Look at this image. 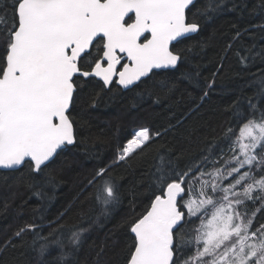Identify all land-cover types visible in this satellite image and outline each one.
<instances>
[{"label":"snow or ice","instance_id":"obj_1","mask_svg":"<svg viewBox=\"0 0 264 264\" xmlns=\"http://www.w3.org/2000/svg\"><path fill=\"white\" fill-rule=\"evenodd\" d=\"M197 3L0 0V169H27L36 174L29 177L35 181L75 145L70 110L85 85L102 92L112 91L113 84L123 89L143 84L151 94L148 80L176 69L192 50L177 46L200 31L205 13L192 11ZM237 55L245 66L249 59H264L262 51ZM254 83L259 99L250 100L247 109L235 106L221 141L208 145L198 159L177 168L158 153L150 203L129 219L134 239L126 264H264V223L255 226L257 214L264 212V78ZM99 98L95 93L93 106ZM159 135L148 127L134 129L118 148L116 162L143 153ZM223 145L228 155L218 166L225 157ZM110 168H98L88 180L106 210L119 203ZM249 202H259L251 213ZM188 225L193 227L186 231ZM37 228L26 224L15 236L32 232L33 244L46 241L40 256L55 250V264H70L88 230L54 228L45 237Z\"/></svg>","mask_w":264,"mask_h":264},{"label":"trees","instance_id":"obj_2","mask_svg":"<svg viewBox=\"0 0 264 264\" xmlns=\"http://www.w3.org/2000/svg\"><path fill=\"white\" fill-rule=\"evenodd\" d=\"M198 9L205 13L200 31L177 46L192 50L176 69L159 71L148 80L151 94L143 84L127 90L113 84L112 91L102 92L92 84L83 86L70 110L75 145L61 152L35 181L29 177L36 174L27 169L0 171V264H55V250L40 256L39 247L46 241L33 244L32 232L15 236L26 224L39 225L35 231L42 229L45 237L54 228L67 233L87 227L70 264H126L134 239L129 219L150 203L158 153L165 164L170 159L184 168L208 145L221 141L235 106L247 109L250 100L259 99L254 81L264 78V59H249L245 66L237 52H264V0H198L192 11ZM97 92L100 98L93 106ZM140 127L160 135L143 153L116 162L118 148ZM223 147L225 157L218 166L227 159V145ZM102 166H111L110 178L119 193V203L107 210L95 200V188L88 186ZM258 206L249 202V213ZM262 223L264 212L257 214L255 226Z\"/></svg>","mask_w":264,"mask_h":264},{"label":"water","instance_id":"obj_3","mask_svg":"<svg viewBox=\"0 0 264 264\" xmlns=\"http://www.w3.org/2000/svg\"><path fill=\"white\" fill-rule=\"evenodd\" d=\"M193 35V34H192ZM169 70H172V69H169ZM159 71V70H158ZM119 86V85H118ZM120 87V86H119ZM121 88V87H120ZM122 90H127V89H123L121 88ZM69 147V146H67ZM0 171H15V170H11V169H0ZM133 235V234H132Z\"/></svg>","mask_w":264,"mask_h":264}]
</instances>
